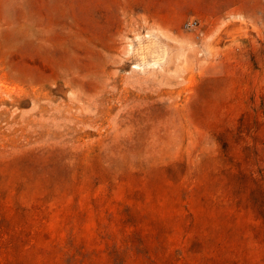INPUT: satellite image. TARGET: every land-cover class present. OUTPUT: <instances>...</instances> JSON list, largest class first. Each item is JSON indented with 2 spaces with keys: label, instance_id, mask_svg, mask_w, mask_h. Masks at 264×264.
<instances>
[{
  "label": "rangeland",
  "instance_id": "374dc122",
  "mask_svg": "<svg viewBox=\"0 0 264 264\" xmlns=\"http://www.w3.org/2000/svg\"><path fill=\"white\" fill-rule=\"evenodd\" d=\"M263 216L264 0H0V264H264Z\"/></svg>",
  "mask_w": 264,
  "mask_h": 264
},
{
  "label": "trees",
  "instance_id": "16d2710c",
  "mask_svg": "<svg viewBox=\"0 0 264 264\" xmlns=\"http://www.w3.org/2000/svg\"><path fill=\"white\" fill-rule=\"evenodd\" d=\"M42 234L46 239H49V242L45 245L40 244V246L38 244L39 251L48 255L52 254L53 261L41 259L38 264H83L82 248L76 243L75 235H70L68 240L60 241V238L58 237L50 239L47 231ZM26 236H29L28 233H24L23 238L25 239ZM33 245H35V243H33ZM167 258L169 259V256H167ZM170 261L173 262L172 260Z\"/></svg>",
  "mask_w": 264,
  "mask_h": 264
},
{
  "label": "built area",
  "instance_id": "2783aa9c",
  "mask_svg": "<svg viewBox=\"0 0 264 264\" xmlns=\"http://www.w3.org/2000/svg\"><path fill=\"white\" fill-rule=\"evenodd\" d=\"M195 24H196L195 21L187 22V23H186V26H187V27H192V26H194Z\"/></svg>",
  "mask_w": 264,
  "mask_h": 264
}]
</instances>
